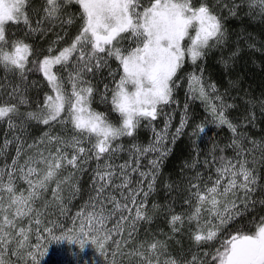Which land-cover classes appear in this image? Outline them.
<instances>
[{
	"label": "snow or ice",
	"instance_id": "snow-or-ice-1",
	"mask_svg": "<svg viewBox=\"0 0 264 264\" xmlns=\"http://www.w3.org/2000/svg\"><path fill=\"white\" fill-rule=\"evenodd\" d=\"M72 3L77 11L70 14L67 7ZM225 10L230 17L243 13L246 19L264 22V0H42L38 9L32 0H0V67L5 73L0 120L20 132L32 122L69 129L68 135L44 133L28 145L30 151L35 146L33 155L22 165L13 159V171L0 176V264H12V257L16 264H41L48 251H40L42 242L79 253L92 248L95 264H264V215L254 211L257 204L264 208V198L253 199L258 192L264 196L256 167L264 166V140L258 143L241 131L243 122L253 123L254 113L233 122L226 110L234 106L214 84L204 83L202 68L200 75H182L188 62L196 66L212 49L229 43ZM68 26L75 27L76 34L67 46L41 50L34 40L28 42L36 33L44 36L56 27L66 32ZM63 40L57 33L52 43ZM223 63L227 66L228 61ZM36 73L42 74L48 91L34 111H21L22 106L31 107L27 94L36 82H29V74ZM183 80L190 98L205 104L213 123L232 133L226 148L234 155H213L215 178L209 175L205 181L199 173L189 178L184 202L190 212L172 214L170 223L177 232V223L183 225L187 217L189 239L198 251L174 254L156 234H134L141 221L151 222L149 212L157 209L146 205L171 151L170 122L159 131L152 122L175 102L174 92ZM97 95L108 106L106 112L93 108ZM258 103L264 112V100ZM184 107L187 110V102ZM188 126L182 118L173 143L181 134L195 143L193 138L206 132L205 123L185 133ZM141 127H152L153 140L146 146L132 144L130 161L115 165L116 152L123 150L118 141L135 139ZM214 151L224 149L214 145ZM148 156L154 158L144 170L140 162ZM90 161L95 167L86 169ZM196 166L195 161L185 164L189 169ZM129 169L139 179L133 181ZM88 171L90 187L83 199L80 180ZM16 180L27 188L16 187ZM77 196L83 203L74 206ZM245 213L246 222L233 227Z\"/></svg>",
	"mask_w": 264,
	"mask_h": 264
},
{
	"label": "trees",
	"instance_id": "trees-1",
	"mask_svg": "<svg viewBox=\"0 0 264 264\" xmlns=\"http://www.w3.org/2000/svg\"><path fill=\"white\" fill-rule=\"evenodd\" d=\"M224 15L229 16L228 12ZM226 26L231 33L229 43L223 48L212 49L203 60L197 62L196 66L188 62L182 75L202 68L206 80L216 86L219 93L224 96L227 104L234 106L226 110L229 119L233 120V122H238V118L242 120L245 114L254 113L253 123L247 125L246 121L243 122L246 125L242 127L241 131L245 132L250 139H255L259 143L264 140V112H262L258 103L264 100V22H261L258 18L246 19L241 13L236 17L229 16ZM12 38L17 37L14 36ZM33 40L38 49L45 50L50 43V35H33L28 42L32 43ZM233 52H238V55L232 57ZM224 60L228 61L227 66L223 63ZM112 67L115 68L116 65L113 63ZM64 75L66 76L67 73H64ZM4 78L5 73L0 67V82H4ZM8 79L11 80L10 75ZM32 81L36 83L29 89L27 94L31 107L22 106L21 111H34L37 102H42L44 93L48 91L42 74H29V82L31 83ZM101 91H103L102 85ZM188 92V85L182 84L174 92L175 102L164 107L162 111V113L169 116L181 110L182 114L180 116H186L189 124L185 129V133L192 131V125L200 123H205L206 125L208 118L205 104L199 99L192 100ZM0 96L2 97L3 93H0ZM186 102L188 104L187 110L184 107ZM107 107V105L100 102V97L97 95L93 108L97 111L106 112ZM111 119L115 120V116H112ZM162 123L157 121V128L161 127ZM172 125H176V123ZM46 132H51L53 135H68L69 129L61 125L49 128L43 124L32 122L23 132H20L17 129H10L5 120H0V176H4L6 171H13V159H16L18 164L22 165L27 155H33L36 150L35 146L30 151L28 145L33 144L34 141H39ZM231 136L232 133L226 126H220L210 130L205 138H201V136L199 138L194 137L195 143L186 134L178 135L174 143L172 140L168 143V147L171 149L170 154L165 159L158 173L155 187L151 191L146 205L147 209L150 210L155 204L157 209L154 212H149L152 216L151 222L141 221L137 225L138 233H135L134 236L142 238L145 231L156 234L158 239L167 240L169 251L174 254L181 250L188 251L191 249L193 253L198 251L189 239L190 226L187 223V217H185L183 225L177 223L176 227L179 229L177 232H173L172 224L170 223L172 214L190 212L189 206L184 202L187 199L185 189L188 187L189 178L194 177L195 168L190 170L185 167V164H192L194 161L197 163L200 158L211 160L210 162L213 164V155L217 158L221 155L232 157L234 155L233 150L226 148V145L230 143ZM152 139V127L139 128L135 134V139L131 137L121 138L119 143L123 146V150L116 152L112 162L118 165L126 160L130 161L132 153L129 148L131 145H146ZM214 145L218 149H224V151H214ZM18 147L21 148L19 153L17 152ZM40 150L43 151V148ZM89 167H95V163L90 161L89 164L85 165L86 169ZM256 167L259 183L264 184V166L257 164ZM90 175L91 172L88 171L87 174L81 176L80 182L85 194L83 199H87ZM4 180L5 182L7 181L6 176ZM193 183H195V180H193ZM15 185L21 189L27 188V184L23 180H16ZM169 185L171 187H168ZM52 187H55V185H52ZM0 191H2V187H0ZM47 195L50 202L51 194L48 193ZM262 198L264 196H261L259 192L253 196V199L256 200ZM82 203L83 200L79 196L72 201L74 206H79ZM169 209L172 210L171 213ZM72 210L75 211V207H72ZM254 211L264 215V208L260 204L256 205ZM247 218V213L244 214V219L237 217L232 226H242ZM0 219H2V215H0ZM191 228H195V223L191 225ZM30 239L34 241V235ZM45 248L48 251L41 258V264H84L86 260L93 261V264H95L96 257L92 248H88L84 253H79L78 249L73 250L68 246H57L55 244L49 246L42 242L40 251L43 252ZM73 251H76L78 255L74 256L72 254ZM11 260L12 264H16V257H12Z\"/></svg>",
	"mask_w": 264,
	"mask_h": 264
},
{
	"label": "rangeland",
	"instance_id": "rangeland-1",
	"mask_svg": "<svg viewBox=\"0 0 264 264\" xmlns=\"http://www.w3.org/2000/svg\"><path fill=\"white\" fill-rule=\"evenodd\" d=\"M194 2H195V0H194ZM213 2H214V0H213ZM41 3H42V0H32V7L34 9H38L41 6ZM67 11H68V13L71 14V13L76 12L77 9L76 8L74 9L73 6L68 5ZM225 13H227L226 10H225L224 14ZM57 33L60 36L64 37V40L61 41L60 43L53 44L52 42L56 41V39H57ZM75 34H76V28L73 27V26H68L66 32H65V30L61 29L60 27H56L53 31L47 32L44 36H49L50 35V43H49L48 47L51 46L54 49H59V48H62L64 46H67V43L71 42V39H72V37H74ZM34 35L40 36L39 33H36ZM47 48H45V50ZM191 72H195L197 75H200V70H197V71L192 70ZM203 78H204V83L205 84H212V83H210V82H208L206 80L204 75H203ZM181 84H185L186 86L188 85L186 80L181 81ZM218 94H220L219 91H218ZM181 114H182L181 110L178 113L172 114V115H169V116L165 115L164 113H161V115L157 118V121H159L161 123L163 121L164 124H165V121H169L170 122V126H169V129H168V134H169L168 143L171 142V137H172L173 134H175L176 128L180 126L181 119L182 118H186V116H184V115L180 116ZM160 118H161V121H160ZM157 121H153L152 122V126L155 127V129L157 131H159V130L163 129L164 124L162 123V126L157 128V124H156ZM173 123H176V125H172ZM216 128H218V127L216 126L215 123H213L212 116H211L210 112H208V118H207V123H206V132L200 134L201 138H205L210 130H214ZM119 142L120 141H118V143ZM149 143H147V144H149ZM152 158H154V156H148L146 159H141L140 163H141V166H142V168L144 170H147V168H148V159H152ZM205 160H206L205 158H200V161L197 162V166L195 167V173L193 175L195 176L196 173H199L201 178L203 180L207 181L209 175H212L213 178H215V175H214L215 174V165L210 162L211 160H207L208 163H205ZM118 165H120V164H118ZM190 170H193V168L190 169ZM129 172H130V175H131L133 181H136L137 179H139L138 173H131L130 169H129ZM195 183H196V181H195Z\"/></svg>",
	"mask_w": 264,
	"mask_h": 264
}]
</instances>
